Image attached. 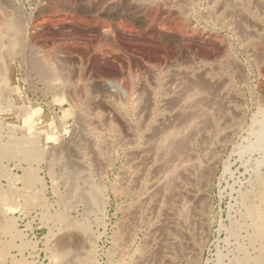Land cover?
Masks as SVG:
<instances>
[{
    "label": "rangeland",
    "instance_id": "obj_1",
    "mask_svg": "<svg viewBox=\"0 0 264 264\" xmlns=\"http://www.w3.org/2000/svg\"><path fill=\"white\" fill-rule=\"evenodd\" d=\"M261 113L264 0H0V264L85 251L92 264H233L230 227L264 172V151L244 152ZM182 181L192 195L175 228Z\"/></svg>",
    "mask_w": 264,
    "mask_h": 264
},
{
    "label": "bare ground",
    "instance_id": "obj_2",
    "mask_svg": "<svg viewBox=\"0 0 264 264\" xmlns=\"http://www.w3.org/2000/svg\"><path fill=\"white\" fill-rule=\"evenodd\" d=\"M185 4V3H184ZM218 8V7H217ZM216 9V8H215ZM185 11H187V10H185ZM244 29V28H243ZM223 57V56H222ZM202 63V62H201ZM37 67V66H36ZM38 68V67H37ZM204 68V67H203ZM42 69V68H41ZM173 70V69H172ZM177 70V69H176ZM175 70V71H176ZM40 71V70H39ZM42 71V73H44V74H46L47 72L49 73V70L47 71V72H45L46 70L44 69V70H41ZM171 71V70H170ZM156 72V71H155ZM173 73V72H172ZM217 73V72H216ZM165 74V73H164ZM49 75V74H48ZM175 76V75H174ZM212 76V75H211ZM45 77H46V75H45ZM175 78V77H174ZM177 78V77H176ZM211 78H213V77H211ZM153 79L155 80V78L153 77ZM157 81V80H156ZM177 81V80H176ZM153 83H155V81L153 82ZM174 83V82H173ZM223 83V82H222ZM166 84V83H165ZM171 84V83H170ZM175 84V83H174ZM160 85H164V83L163 84H160ZM168 85V84H167ZM173 85V84H172ZM143 86H145V85H143ZM174 86V85H173ZM89 87V86H88ZM134 87V86H133ZM155 87V86H154ZM166 87V86H165ZM172 87V86H171ZM69 88V87H68ZM151 88V87H150ZM163 88V87H162ZM108 89L110 90V91H112V92H114V93H116V94H119L120 96H124L125 97V94H126V91L120 86V85H118V84H116V83H114V82H109L108 83ZM156 89V88H155ZM155 89H154V91H155ZM187 90V89H186ZM164 91V90H163ZM236 91V90H235ZM112 92H110V93H112ZM188 92L189 93H191L189 90H188ZM134 93V92H133ZM189 93H186V97H189L190 96V94ZM135 94V93H134ZM82 96V95H81ZM119 96V97H120ZM93 97V96H92ZM154 97V96H153ZM152 97V98H153ZM185 97V98H186ZM237 97V96H236ZM149 98V97H148ZM160 98V97H159ZM158 98V99H159ZM179 98V97H178ZM162 100V99H161ZM120 101V100H119ZM155 102V101H154ZM151 103L153 104V101H151ZM159 103V102H158ZM193 103V102H192ZM191 104V103H190ZM74 105V104H73ZM146 105H148V104H146ZM151 105V104H150ZM154 105V104H153ZM152 105V107H154ZM203 106V105H202ZM212 106V105H211ZM158 107V106H157ZM160 107V106H159ZM198 107H199V105H198ZM230 107V106H229ZM161 108V107H160ZM196 108V107H195ZM235 108V107H234ZM151 109H153V108H151ZM162 109V108H161ZM213 109V108H212ZM144 110V109H143ZM155 110V109H154ZM158 110V109H157ZM210 110V109H209ZM146 111V110H145ZM150 111V110H149ZM156 111V110H155ZM204 111V110H203ZM160 112V111H159ZM208 112V111H207ZM259 112V111H258ZM118 113V112H117ZM149 113V112H148ZM205 113V112H204ZM79 114V113H78ZM262 114V113H261ZM260 114V115H261ZM189 115V114H188ZM208 116V115H207ZM210 116V115H209ZM125 117V116H124ZM261 118H259V119H255V120H253V124H252V126H251V129H250V133L252 134V136H253V141L250 143V144H247L248 146H245V148H244V152H249V151H252V150H263L264 151V113L262 114V116H260ZM188 118V117H187ZM200 118V117H199ZM198 118V119H199ZM213 118V117H212ZM216 117H215V115H214V119H215ZM85 119V118H84ZM108 119V118H107ZM194 117H192V115H191V118H189L188 120H187V122L185 123H183V125L181 124V126H177V127H175V125H174V127H173V129L171 130V129H169V131H167L166 133H162V134H164V135H162L163 137H164V139H168L169 140V138H171V139H174V137L175 136H180L179 135V133L181 132V130H183L182 128L184 127H188V125H191L192 126V124H194ZM201 119V118H200ZM217 119V118H216ZM145 120V119H144ZM143 120V121H144ZM218 120V119H217ZM216 120V121H217ZM220 120V119H219ZM85 121V120H84ZM112 121V120H111ZM198 121V120H197ZM215 121V120H214ZM129 122V121H128ZM147 122V121H146ZM213 122V121H212ZM218 122V121H217ZM96 123V122H95ZM234 123H236V122H234ZM197 124V123H196ZM215 124V123H214ZM216 125V124H215ZM214 125V126H215ZM238 125V124H237ZM248 125V124H247ZM217 126V125H216ZM215 126V127H216ZM98 127V126H97ZM133 127V126H132ZM180 127V128H179ZM182 127V128H181ZM186 127V128H187ZM209 127V126H208ZM168 128V127H167ZM217 128H219V127H217ZM226 128V127H225ZM232 128V127H231ZM226 129H228V128H226ZM130 130V129H129ZM214 130H216L215 128H214ZM218 130V129H217ZM224 131H225V129H223ZM191 131V130H190ZM211 131V130H210ZM209 131V132H210ZM212 132V131H211ZM218 132V131H217ZM226 132H227V130H226ZM226 132H223V133H226ZM229 133H231V130L228 132V134ZM182 134H183V132H182ZM227 134V133H226ZM96 135V134H95ZM92 136V135H91ZM97 136H98V134H97ZM160 136V135H159ZM186 136V135H185ZM12 137V136H11ZM96 137V136H95ZM102 137V136H101ZM100 137V138H101ZM114 137V136H113ZM15 138V137H14ZM12 139H13V137H12ZM16 139V138H15ZM14 139V140H15ZM25 139V138H24ZM98 139V138H97ZM163 139V138H162ZM184 139V138H183ZM94 140V139H93ZM189 140V139H188ZM12 141V140H11ZM15 141H17V140H15ZM14 141V142H15ZM19 141V140H18ZM22 141V140H21ZM96 141V140H95ZM101 141H103L102 139H101ZM162 141V140H161ZM13 142V143H14ZM79 142V141H78ZM86 142V141H85ZM98 142V141H97ZM121 142V141H120ZM169 142V141H168ZM12 143V142H11ZM10 143V144H11ZM20 143H22V142H20ZM28 143V142H27ZM165 143V142H164ZM187 143V142H186ZM151 144V143H150ZM157 144V143H156ZM168 144V143H167ZM190 144V143H189ZM5 145V144H4ZM21 145V144H20ZM177 145H179L180 146V144H177ZM25 146H26V144H24V148H25ZM83 146V145H82ZM110 146V145H109ZM158 146V145H157ZM156 146V147H157ZM160 146V145H159ZM162 146V145H161ZM4 147V146H3ZM19 147V146H18ZM81 147V146H80ZM90 147V146H89ZM172 147H173V145H172ZM171 147V148H172ZM176 147V146H175ZM215 147V146H214ZM163 148H164V146H163ZM174 148V147H173ZM55 149V148H54ZM85 149V148H84ZM141 149V148H140ZM189 149V148H188ZM21 150H23L22 148H21ZM153 150V149H152ZM170 150V149H169ZM242 150V149H241ZM24 151H25V149H24ZM24 151H22L23 153H21V154H24ZM29 151H26V154L28 153ZM58 152V151H57ZM181 152V151H180ZM144 153V152H143ZM173 153V152H172ZM30 154L32 155V153L30 152ZM35 154V153H34ZM27 155H29V154H27ZM36 155H38V154H36ZM132 155V154H131ZM166 155V154H165ZM35 156V155H34ZM188 158L186 159V160H182L181 159V157L179 158V159H181L182 160V162L181 161H179L180 163H179V165L181 164V163H184V162H186V161H188V163L186 164V163H184L185 165H183L182 167L184 168V172H188V176H190V174L191 173H193L194 171H196V169L198 168V165H199V163H197L196 162V160H195V157L190 153V154H188ZM23 157V156H22ZM33 159L32 160H34V157L33 156H31ZM70 157V156H69ZM210 157V156H209ZM37 158V157H36ZM143 158V157H142ZM207 158V157H206ZM214 158V157H213ZM24 159H26V157H24ZM28 159V158H27ZM53 159V158H52ZM171 159V158H170ZM60 160H62V159H60ZM68 160V159H67ZM139 160V159H138ZM176 160V159H175ZM178 160V159H177ZM189 161H190V163H189ZM170 162V161H169ZM168 162V163H169ZM178 162V161H177ZM176 161H175V163H177ZM206 162V161H205ZM259 162V161H258ZM257 162V163H258ZM65 163V162H64ZM63 163V164H64ZM145 163V162H144ZM213 163V162H212ZM256 163V162H255ZM260 163V162H259ZM258 163V164H259ZM143 164V163H142ZM174 164V163H173ZM189 164V165H188ZM261 164V163H260ZM67 165V164H66ZM70 166V165H69ZM128 166V165H127ZM145 166V165H144ZM175 166H177V164L176 165H174V166H169L166 170H164L163 172H162V174L159 176V179H165L168 175H170L172 172H174V171H176L175 170ZM64 167H65V165H64ZM67 167V166H66ZM78 167V166H77ZM138 167V166H137ZM181 167V166H180ZM200 167V166H199ZM258 167V166H257ZM63 168V167H62ZM71 168H73L74 169V167H73V165L70 167V169L69 170H71ZM76 169V168H75ZM75 169H74V171H75ZM79 169H80V167H79ZM67 170H68V168H67ZM143 170H145V169H143ZM142 170V171H143ZM72 171V170H71ZM77 171V170H76ZM149 171H151V170H149ZM67 172V171H66ZM128 172V171H127ZM205 173H207V172H205ZM76 174V173H75ZM78 174V173H77ZM202 174V173H201ZM73 175V174H72ZM182 175V174H181ZM71 176V175H70ZM81 176V175H80ZM85 176V175H84ZM83 176V177H84ZM66 177H67V175H66ZM77 177V176H76ZM76 177H74V178H76ZM255 177V176H254ZM137 178V177H136ZM141 178H142V176H141ZM156 178H158V177H156ZM257 179L255 180V183L253 182L252 183V188L251 189H247V191L248 192H246V193H244L243 194V196H242V207H243V209H242V211H241V215H240V219H238V220H236L234 223H233V226H232V228L230 227V233H231V235L235 238V241L237 242V244H236V255H235V257H234V261H233V264H264V261H263V259H262V255L264 254V172L262 173V172H259L258 174H257V177H256ZM71 179V178H70ZM74 180V179H73ZM157 180V179H156ZM155 180V181H156ZM167 180V179H166ZM153 181V180H152ZM187 181V180H186ZM87 182H89V181H87ZM91 182V181H90ZM158 182V181H157ZM179 183V182H178ZM76 184V183H75ZM151 184V183H150ZM153 184V183H152ZM74 185V184H73ZM92 185V184H91ZM178 185V184H177ZM138 186V185H137ZM158 186V185H157ZM95 187V186H94ZM143 187H145V186H143ZM149 187H152L151 185H149ZM146 188V187H145ZM175 188V187H174ZM72 189V188H71ZM79 189V188H78ZM80 189H82V188H80ZM99 189V188H98ZM156 189V188H155ZM160 189V188H159ZM166 189V188H165ZM178 189V190H177ZM176 190H177V192H176V195H175V201H174V203L172 202V205H171V207H169L170 208V212H171V214H170V219L171 220H169L170 221V223L172 224V226L173 227H175V228H178L179 227V224L182 222V220H183V216H184V214H185V211H186V213H187V207H186V200H185V195H192L190 192V188L186 185V183L184 182V181H182V182H180L179 183V188H177ZM89 191V190H88ZM99 191V190H98ZM98 191L95 189V190H93L90 194H89V192H88V194L89 195H87L86 197H87V201H91V202H93V204L95 203H98L100 200H99V194L100 193H98ZM155 191V190H154ZM190 191V192H189ZM193 191V190H192ZM79 192V191H78ZM77 192V193H78ZM147 192V191H146ZM83 193V192H82ZM152 193H154V192H152ZM75 194V193H74ZM145 194V193H144ZM141 195V194H140ZM81 196V195H80ZM82 196H84L83 194H82ZM142 196V195H141ZM171 196V195H170ZM194 196V195H193ZM75 197H77V196H75ZM140 198V197H139ZM173 198V197H172ZM196 198V197H195ZM78 199V198H77ZM79 199H82V198H79ZM101 199H103V198H101ZM161 199V198H160ZM174 199V198H173ZM85 200V199H84ZM164 200V199H163ZM86 201V200H85ZM158 201L159 200H157V202H156V204L158 203ZM83 202V201H82ZM133 202V201H132ZM141 202V201H140ZM146 202V201H145ZM139 203V202H138ZM160 203V202H159ZM85 204H86V202H85ZM94 204V205H95ZM136 204H137V202H136ZM168 204V203H167ZM84 205V204H83ZM82 205V206H83ZM137 205H140V204H137ZM155 205V204H154ZM66 206V205H65ZM88 206V205H87ZM144 206V205H143ZM161 206V205H160ZM167 206H169V204L167 205ZM91 207V206H90ZM95 207V206H94ZM93 207V208H94ZM100 207V206H99ZM102 207V206H101ZM159 207V206H158ZM96 208H98L97 207V205H96ZM161 208V207H160ZM168 208V207H167ZM166 208V209H167ZM86 209V208H85ZM95 209V208H94ZM102 209V208H101ZM97 210H99V209H97ZM96 210V211H97ZM167 210H169V209H167ZM99 215V214H98ZM64 216V215H63ZM63 216L62 215H60V217H59V219L61 218H63ZM84 218V217H83ZM86 218V217H85ZM88 218V217H87ZM185 218V217H184ZM55 219H56V217H55ZM57 219H58V217H57ZM64 219V218H63ZM73 219V218H72ZM67 220V218L65 219V220H63V221H66ZM70 220V219H69ZM85 220V219H84ZM91 220V219H90ZM74 222V221H73ZM85 222V221H84ZM97 222V221H96ZM11 223V222H10ZM68 224H70L69 222H67ZM74 223H76V222H74ZM80 223H81V221L79 222V225H80ZM88 224H89V221L87 222ZM86 223V224H87ZM63 225H64V222L62 223ZM77 224V223H76ZM82 224V223H81ZM98 224V223H97ZM73 225V224H72ZM71 225V226H72ZM126 226V225H125ZM125 226H124V228H125ZM63 227H66V225H64ZM79 227V226H78ZM242 227H245V230H246V238H247V242H248V244L249 245H252L253 247H254V249H256L258 252H257V255H255V256H251L249 253H248V251H247V249H246V247L244 246V244L243 243H240L239 241H237V237L239 236V230L242 228ZM1 228V227H0ZM62 228V227H61ZM85 228V226L83 225V226H81V228L80 229H84ZM11 230V229H10ZM85 231V230H84ZM56 233V232H55ZM71 237V236H70ZM69 237V238H70ZM72 238V237H71ZM64 239V238H63ZM63 239H62V241H63ZM174 239V238H173ZM61 240V239H60ZM168 240V239H167ZM61 241V242H62ZM78 241V240H77ZM80 241V240H79ZM92 241H93V238H92ZM189 241V240H188ZM65 243V242H64ZM83 244V243H82ZM81 244V245H82ZM55 245V244H54ZM73 245V244H72ZM126 245V244H125ZM56 249V248H55ZM79 249V248H78ZM89 249V248H88ZM90 250V249H89ZM140 255V254H139ZM130 259H132V258H130ZM136 259V258H135ZM137 259H139V257L137 258ZM92 257H91V253H90V251H85V252H83L82 254H78L77 253V255L76 256H74L73 258H72V261H68L66 264H92L93 262H92ZM128 260V259H127ZM141 260V259H140ZM129 261V260H128ZM133 261V260H132ZM131 262V261H130ZM133 263V262H132ZM127 264V263H126ZM130 264V263H129ZM144 264V263H143Z\"/></svg>",
    "mask_w": 264,
    "mask_h": 264
}]
</instances>
